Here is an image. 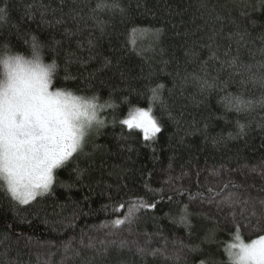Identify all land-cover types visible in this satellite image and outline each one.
<instances>
[{
  "label": "trees",
  "instance_id": "1",
  "mask_svg": "<svg viewBox=\"0 0 264 264\" xmlns=\"http://www.w3.org/2000/svg\"><path fill=\"white\" fill-rule=\"evenodd\" d=\"M0 8V43L42 45L59 64L56 86L95 94L104 122L56 169L49 192L21 204L0 187V264H231L237 237L264 236L262 0ZM193 76L213 87L202 91ZM228 97L251 106L238 111ZM136 109L161 131L145 139L123 126Z\"/></svg>",
  "mask_w": 264,
  "mask_h": 264
},
{
  "label": "clouds",
  "instance_id": "2",
  "mask_svg": "<svg viewBox=\"0 0 264 264\" xmlns=\"http://www.w3.org/2000/svg\"><path fill=\"white\" fill-rule=\"evenodd\" d=\"M59 71L42 45L25 52L0 43V187L36 182L70 137L79 141L75 154L101 127L98 105L103 101L95 94L57 87Z\"/></svg>",
  "mask_w": 264,
  "mask_h": 264
},
{
  "label": "snow or ice",
  "instance_id": "3",
  "mask_svg": "<svg viewBox=\"0 0 264 264\" xmlns=\"http://www.w3.org/2000/svg\"><path fill=\"white\" fill-rule=\"evenodd\" d=\"M262 2H264V0H262ZM3 11L4 10L0 8V13H3ZM123 12L124 10L121 9L122 14ZM101 31H103V29H101ZM162 32L163 29H156L154 34L158 37ZM235 36L239 37L240 40L243 39V36L239 32L235 33ZM229 39H232V37L230 36ZM33 40H35V37H33ZM33 47H36V45L33 44ZM209 48L211 50V45H209ZM211 59H217L214 51L212 52ZM237 59V57H233L226 63L229 67H233L237 64ZM111 64V61L106 60L104 66L108 67ZM112 67L115 68L116 71H120L118 65H112ZM120 74L122 77L124 76V72L121 71ZM192 79L193 81L198 82L202 91L204 89L213 87L212 84H209L206 79H203L201 77L193 76ZM158 87L162 88L163 85H159ZM151 91L153 93L152 99H159L157 95V89H151ZM226 102L230 105L234 103L238 111L241 110L242 107L246 108L251 106V101H245L242 97H228L226 98ZM85 115H87L86 112ZM103 123L104 122L101 121V126L103 125ZM121 124L123 126H126L130 131L134 127L139 129L143 132L145 139H148L149 131H151L153 135L161 131V128L158 125L156 119L151 116L150 112L142 109H136L129 112L128 117L121 121ZM243 132L244 125H240V134H243ZM78 143V138H75L74 136L70 137L68 142L63 143L59 148L57 154L50 159L47 167L41 173L39 179L36 182L22 188L9 186L6 189L7 192L12 196L14 200L19 201V203L21 204H27L30 200H34L37 196H42L45 193L49 192L53 182V169H55L63 161L69 159V157L76 151ZM226 202L235 203L231 196L227 198ZM154 206L155 205H152V207ZM116 223H122V221H117ZM181 223H186V220L182 219ZM237 241V243H234L232 245V249L234 252L232 258L233 264H264V236L252 241L251 243H244L239 239V237H237ZM140 251L143 252V249H141Z\"/></svg>",
  "mask_w": 264,
  "mask_h": 264
},
{
  "label": "rangeland",
  "instance_id": "4",
  "mask_svg": "<svg viewBox=\"0 0 264 264\" xmlns=\"http://www.w3.org/2000/svg\"><path fill=\"white\" fill-rule=\"evenodd\" d=\"M93 133H94V131L91 132V133L88 135V137L86 138V141L88 140L89 137H91V135H92ZM149 134H150V135H153V134L151 133V131H149V133H148V138L151 137ZM86 141H85V142H86ZM78 152H79V151H78ZM76 153H77V152H76ZM76 153H75V154H76ZM75 154H72L70 157H72V156L75 155ZM70 157H69V158H70ZM58 169H59V168H58ZM58 169H57V170H58ZM55 172H56V170H55ZM55 172H54V174H55ZM54 174H53V179H54ZM37 197H40V196H37ZM37 197H36V198H37ZM36 198H35V199H36ZM31 201H33V200H30L29 202H31ZM237 242H238V241H236V242H234V243H237ZM234 243H232V244L229 246V248H228V253H229L228 255H229V258H230V262H231V264H233V259H232V258H233L234 252H233V249H232V245H233ZM244 243H245V242H244Z\"/></svg>",
  "mask_w": 264,
  "mask_h": 264
}]
</instances>
